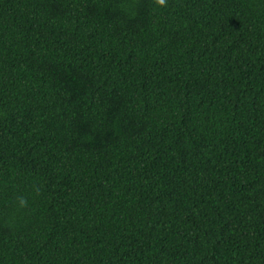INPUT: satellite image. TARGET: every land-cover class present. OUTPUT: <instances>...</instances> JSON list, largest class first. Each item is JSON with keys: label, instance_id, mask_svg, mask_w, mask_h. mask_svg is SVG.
I'll return each mask as SVG.
<instances>
[{"label": "trees", "instance_id": "trees-1", "mask_svg": "<svg viewBox=\"0 0 264 264\" xmlns=\"http://www.w3.org/2000/svg\"><path fill=\"white\" fill-rule=\"evenodd\" d=\"M166 5L0 0V264H264V0Z\"/></svg>", "mask_w": 264, "mask_h": 264}, {"label": "clouds", "instance_id": "clouds-1", "mask_svg": "<svg viewBox=\"0 0 264 264\" xmlns=\"http://www.w3.org/2000/svg\"><path fill=\"white\" fill-rule=\"evenodd\" d=\"M155 3L159 6H167L166 0H155ZM39 188L36 189L37 194H39ZM19 199V206L20 207H26L27 206V200L23 197L18 198Z\"/></svg>", "mask_w": 264, "mask_h": 264}]
</instances>
